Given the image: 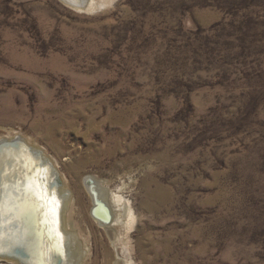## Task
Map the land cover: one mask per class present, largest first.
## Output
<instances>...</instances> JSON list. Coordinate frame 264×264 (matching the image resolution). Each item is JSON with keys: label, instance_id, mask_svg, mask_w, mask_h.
<instances>
[{"label": "rangeland", "instance_id": "obj_1", "mask_svg": "<svg viewBox=\"0 0 264 264\" xmlns=\"http://www.w3.org/2000/svg\"><path fill=\"white\" fill-rule=\"evenodd\" d=\"M18 135L71 193L80 264H264V0H0V140ZM89 176L134 212L114 242Z\"/></svg>", "mask_w": 264, "mask_h": 264}, {"label": "bare ground", "instance_id": "obj_2", "mask_svg": "<svg viewBox=\"0 0 264 264\" xmlns=\"http://www.w3.org/2000/svg\"><path fill=\"white\" fill-rule=\"evenodd\" d=\"M60 1L69 8L79 12L98 11L109 4V0ZM18 136L14 139L7 137L8 139L0 140L11 144L13 143L12 141H16L15 139L18 138L16 142L20 144V147L11 146L0 149V153H2V159H0V174H2L4 188V191L0 195L3 196L6 205L17 206L16 209H18L17 216H15L17 218V224L14 222L15 226H12L10 230L5 225L4 229H0L5 237L2 247L7 251H11L13 247L20 245V242H22L27 247V254L31 256L35 264H72L70 259L71 253L75 256L74 263L80 264L86 255V248L79 241L78 234L74 232L75 230L73 228L65 227L64 231L63 226L64 202L71 197V193L68 191L70 197L64 200L61 195L62 186L59 183L55 195L52 194L53 189H51L49 183L52 185L56 183V176L59 177L58 171L40 149L26 142L20 135ZM38 163L40 166H38ZM42 165H47L51 169L49 168L47 170L41 167ZM78 169L79 173H81L82 166H78ZM84 182L87 186H85L88 190L87 193L93 198L94 216L98 220V224L111 233L110 236L114 242L116 234L119 233L117 231L124 227L125 224L130 225L134 223V212L119 191L109 190L107 185L102 186L100 181L91 176L86 177ZM90 182L92 184H89ZM14 184L17 186L16 188ZM30 192L35 193V195H30ZM49 192H51L50 196L54 201H50ZM53 203H55V207H53ZM10 206L6 207V218L4 219L6 222L11 220V215H8L11 212ZM103 208H106L108 213H104L102 211ZM25 209H28V211L25 212ZM21 213L24 214L21 215ZM29 215H32V217L30 216L32 222L41 217L44 230L42 229L43 225H36L35 223L28 227L24 220ZM3 221L0 223H4ZM56 225L58 228H56ZM123 229L125 230V228ZM55 230L58 234H56ZM112 232L115 233V236H113ZM67 233L68 235H66ZM123 236L125 237V235ZM50 237L52 240H50ZM57 241L58 250L55 249ZM0 252H3V250L0 249ZM1 258L3 257H0V260ZM20 262L14 261L13 264H22ZM126 263L132 264L131 260H119L116 262V264Z\"/></svg>", "mask_w": 264, "mask_h": 264}, {"label": "water", "instance_id": "obj_3", "mask_svg": "<svg viewBox=\"0 0 264 264\" xmlns=\"http://www.w3.org/2000/svg\"><path fill=\"white\" fill-rule=\"evenodd\" d=\"M17 139H15V140L17 141ZM16 141H12L13 143H11V144L10 143L8 144L7 142L0 141V149H3L5 147L6 148L7 147H11V146H13V147L14 146L15 147L19 146L20 147V144L18 142H16ZM26 152H27V150H26ZM37 162H39V161H37ZM38 166H40L39 163H38ZM41 167H44L47 170H49V168L51 169V167H49L47 165H42ZM59 183H60L59 182V177H57V176H56V183H53V185L51 183H49V186L51 187V189H53L52 190V194L53 195H55V192L57 191V186H59ZM14 187L16 188L17 186L14 184ZM50 195H51V192H50ZM51 200L54 201V199L52 197H50V201ZM56 205L58 206L57 203H56ZM16 208H17V206L16 207L15 206L14 207L13 206H10V211L12 212ZM102 211L104 213H108V210L106 208H103ZM15 216H17V211H16V214L14 215V217H13V215H11V220L10 221H8V222H6V220L3 221L4 223H3V228L2 229H4V225L7 226V227H9V230L12 229L11 227L12 226H15L14 225V222H16V219H17V218H15ZM30 216L32 217V215H29V216H27L28 218H26L24 220V222L28 225V227L32 226L34 223L36 225H41V226L43 225L42 224V221L39 220V219L32 222V220L30 219ZM17 221H19V220H17ZM15 224H17V222ZM43 228H44V225H43L42 229ZM56 228H58L57 225H56ZM50 240H52L51 237H50ZM2 250H3V252H0V257H3V258H1V260H10V261H19V262L21 261L20 263H22V264H27V263H29V264H35L34 261L31 259V256H29L27 254V247L22 242H20V245L13 247L11 249V251L10 250L7 251L6 249H4V247H2Z\"/></svg>", "mask_w": 264, "mask_h": 264}, {"label": "snow or ice", "instance_id": "obj_4", "mask_svg": "<svg viewBox=\"0 0 264 264\" xmlns=\"http://www.w3.org/2000/svg\"><path fill=\"white\" fill-rule=\"evenodd\" d=\"M0 159H2V153H0ZM4 191L3 183H2V174H0V193ZM30 195L34 196L35 193L30 192ZM10 205H6L5 200L2 195H0V222H2L6 218V207H9ZM53 207H55V203H53ZM18 211V209L13 210L12 212L8 213V215H14L15 212ZM28 209H25V212H27ZM24 213H21L23 215ZM3 228V223H0V229ZM5 237L0 231V249H2L3 241Z\"/></svg>", "mask_w": 264, "mask_h": 264}]
</instances>
